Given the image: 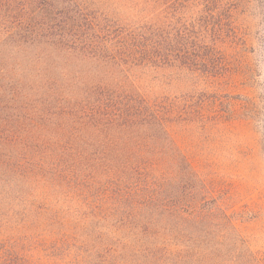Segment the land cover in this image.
<instances>
[{"label":"trees","instance_id":"trees-1","mask_svg":"<svg viewBox=\"0 0 264 264\" xmlns=\"http://www.w3.org/2000/svg\"><path fill=\"white\" fill-rule=\"evenodd\" d=\"M101 2L0 0V49L23 58L0 68V206L45 200L82 230L105 222L107 232L148 236L140 264H264V250L194 182L191 197L174 198L170 243V119L203 104L151 96L134 77L147 67L226 75L228 0ZM0 264L36 263L3 239Z\"/></svg>","mask_w":264,"mask_h":264},{"label":"rangeland","instance_id":"rangeland-1","mask_svg":"<svg viewBox=\"0 0 264 264\" xmlns=\"http://www.w3.org/2000/svg\"><path fill=\"white\" fill-rule=\"evenodd\" d=\"M97 1L109 5L116 0ZM228 2L233 32L228 31L219 44L226 75L211 78L174 68L147 67L138 69L134 77L151 96L192 95V106L203 104L193 118L184 114L179 120L170 119V243L176 242L172 237L177 227L173 211L178 204L174 198L179 196L184 202L191 197L189 187L194 182L199 194L204 186L202 194L213 198L209 202L231 218L248 245L263 251L264 0ZM166 11L169 16L173 14L171 8ZM16 60L23 58L19 55ZM16 60L8 50L0 49V68L9 69ZM175 146L184 158H176ZM189 163L198 177L195 180L187 174ZM72 214L45 200L32 207L25 206L24 201L15 204L11 198L0 206V246L6 239L26 261L36 264L141 263L150 242L148 236L107 232L105 222L89 224L85 231L72 222Z\"/></svg>","mask_w":264,"mask_h":264}]
</instances>
